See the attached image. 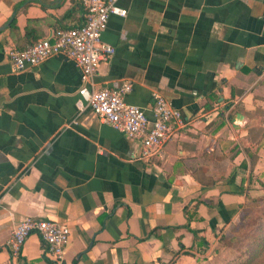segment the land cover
Masks as SVG:
<instances>
[{
	"label": "crops",
	"instance_id": "0c3cea01",
	"mask_svg": "<svg viewBox=\"0 0 264 264\" xmlns=\"http://www.w3.org/2000/svg\"><path fill=\"white\" fill-rule=\"evenodd\" d=\"M101 38L114 47L93 82L130 80L184 123L163 153L75 101L79 68L61 55L11 71L8 46L84 21L82 0H0V264H53L36 233L5 242L24 217L70 229L62 264H203L204 244L264 182V0H118ZM252 156L249 158L246 151ZM243 163L245 165H243ZM154 231V232H153ZM201 250H203L201 252Z\"/></svg>",
	"mask_w": 264,
	"mask_h": 264
},
{
	"label": "built area",
	"instance_id": "2783aa9c",
	"mask_svg": "<svg viewBox=\"0 0 264 264\" xmlns=\"http://www.w3.org/2000/svg\"><path fill=\"white\" fill-rule=\"evenodd\" d=\"M118 0H82L84 21L77 26L56 27L48 37L39 38L22 48L8 46L4 55L11 71L36 66L52 55L70 59L79 68L82 83L75 101L78 111L90 109L102 123L137 139L145 156L161 155L170 136L184 123L181 111L163 95L153 93L151 118L143 107L126 101L132 83L122 81L118 86H97L93 77L102 62L108 61L114 47L102 40L110 15H126ZM36 233L45 242L53 264H62L70 229L52 220L24 217L12 227L5 242L11 255L17 256L29 234Z\"/></svg>",
	"mask_w": 264,
	"mask_h": 264
},
{
	"label": "rangeland",
	"instance_id": "374dc122",
	"mask_svg": "<svg viewBox=\"0 0 264 264\" xmlns=\"http://www.w3.org/2000/svg\"><path fill=\"white\" fill-rule=\"evenodd\" d=\"M258 184L231 223L215 233L212 244H204L203 264H237L259 257L264 263V182Z\"/></svg>",
	"mask_w": 264,
	"mask_h": 264
},
{
	"label": "trees",
	"instance_id": "16d2710c",
	"mask_svg": "<svg viewBox=\"0 0 264 264\" xmlns=\"http://www.w3.org/2000/svg\"><path fill=\"white\" fill-rule=\"evenodd\" d=\"M9 27H11V29H16L17 27H16V24H15V19H14V17L11 19V21H10V23H9ZM37 40V39H36ZM35 40V41H36ZM34 42V41H33ZM33 42H31V43H33ZM31 43H29V44H31ZM0 47H1V45H0ZM12 47H15V48H22V47H19V46H12ZM23 47H25V46H23ZM262 113H264V110H262ZM246 154H247V156L249 157V158H251V156H252V154L247 150L246 151ZM243 165H245L244 163H243ZM154 232V231H153ZM263 242V241H262ZM261 242V243H262ZM261 243L259 244V245H261ZM202 244H207V242H206V240L203 238V237H198V240L196 241V245H195V248H197V246H198V248H199V245H202ZM200 249V248H199ZM204 250V249H203ZM203 250H201V252L203 251ZM260 258V257H259ZM258 258V259H259ZM258 259H256L255 261H249V260H246V261H243V262H239V263H237V264H261V262L262 261H260V260H258ZM260 261V262H259ZM264 264V263H263Z\"/></svg>",
	"mask_w": 264,
	"mask_h": 264
},
{
	"label": "water",
	"instance_id": "95a60500",
	"mask_svg": "<svg viewBox=\"0 0 264 264\" xmlns=\"http://www.w3.org/2000/svg\"><path fill=\"white\" fill-rule=\"evenodd\" d=\"M11 19L8 20L7 23H5L4 25L0 26V30L3 29L6 25H8L10 23Z\"/></svg>",
	"mask_w": 264,
	"mask_h": 264
}]
</instances>
